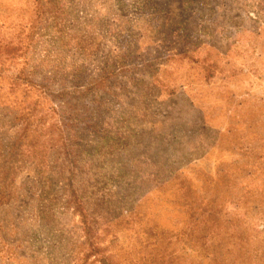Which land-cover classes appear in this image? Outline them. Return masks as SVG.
<instances>
[{
    "label": "rangeland",
    "instance_id": "rangeland-1",
    "mask_svg": "<svg viewBox=\"0 0 264 264\" xmlns=\"http://www.w3.org/2000/svg\"><path fill=\"white\" fill-rule=\"evenodd\" d=\"M213 251L264 264V0H0V264Z\"/></svg>",
    "mask_w": 264,
    "mask_h": 264
},
{
    "label": "trees",
    "instance_id": "trees-1",
    "mask_svg": "<svg viewBox=\"0 0 264 264\" xmlns=\"http://www.w3.org/2000/svg\"><path fill=\"white\" fill-rule=\"evenodd\" d=\"M234 248H236V247H234ZM241 249H243V246H241ZM212 254H213L214 257L209 260V264H227L226 263L227 261H225V259L222 258L221 252L220 253H216V251H213ZM246 255L241 257V258L242 259H245V258L247 259ZM160 260L163 261L162 264H164V260L165 259H160ZM168 262H169V264H179V263L175 262L173 260V258L171 260H169ZM143 264H146V262H143ZM147 264H156V260L155 261H151L150 263L147 262Z\"/></svg>",
    "mask_w": 264,
    "mask_h": 264
}]
</instances>
